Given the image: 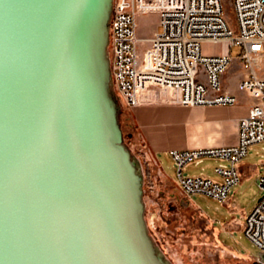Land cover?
Listing matches in <instances>:
<instances>
[{
  "label": "water",
  "instance_id": "95a60500",
  "mask_svg": "<svg viewBox=\"0 0 264 264\" xmlns=\"http://www.w3.org/2000/svg\"><path fill=\"white\" fill-rule=\"evenodd\" d=\"M112 4L0 0V264H162L108 88Z\"/></svg>",
  "mask_w": 264,
  "mask_h": 264
},
{
  "label": "built area",
  "instance_id": "2783aa9c",
  "mask_svg": "<svg viewBox=\"0 0 264 264\" xmlns=\"http://www.w3.org/2000/svg\"><path fill=\"white\" fill-rule=\"evenodd\" d=\"M231 1L235 27L229 23L223 0H113L112 4V78L128 107L233 105L238 99L224 90L221 76L235 60L247 70L238 88L255 102L239 122L237 144L170 153L181 189L190 200L200 194L227 201L232 188L241 182L238 164L250 147L264 144V0ZM145 13L160 17L161 31L150 38H140L137 32V18ZM205 43L236 46L240 52L206 55ZM205 158L223 161L215 168L221 182L184 175L187 165L200 164ZM258 186L263 195L246 217L244 233L264 251V175Z\"/></svg>",
  "mask_w": 264,
  "mask_h": 264
},
{
  "label": "rangeland",
  "instance_id": "374dc122",
  "mask_svg": "<svg viewBox=\"0 0 264 264\" xmlns=\"http://www.w3.org/2000/svg\"><path fill=\"white\" fill-rule=\"evenodd\" d=\"M223 1L229 23L235 27L233 3L231 0ZM158 31H161L158 14L145 13L137 18L140 38H150ZM222 49V43L203 45V53L206 55L217 54ZM239 52V47H232L233 56ZM107 57L110 75L108 88L118 107L122 144L131 155L137 174L141 218L146 237L156 257L162 264H252L251 257L256 258L261 250L245 235L243 220L244 214L250 212L256 205V200L263 195L258 184L246 181L235 186L224 202L200 194L194 195L193 202L207 215L210 222L190 202H185L182 195L173 193V187H164L137 132L130 124H124L120 120L122 102L112 78L109 40ZM262 66L264 69V63ZM251 160L262 167L264 173V144L251 152ZM222 162L220 159L208 158L201 166L190 164L184 169V175L207 176L214 181H222L214 170ZM163 169L171 179L178 180L176 167L170 160H164ZM228 223H231L232 233L225 231ZM214 228L219 231L221 241L227 248L218 241Z\"/></svg>",
  "mask_w": 264,
  "mask_h": 264
},
{
  "label": "crops",
  "instance_id": "0c3cea01",
  "mask_svg": "<svg viewBox=\"0 0 264 264\" xmlns=\"http://www.w3.org/2000/svg\"><path fill=\"white\" fill-rule=\"evenodd\" d=\"M222 44L223 49L217 54L228 52L232 54V48L229 49L226 44ZM246 75L247 70L239 61L235 60L221 76L224 90L235 95L238 99L237 103L233 105L177 106L157 103L131 108L121 101L120 120L124 124H130V127L137 132L148 158L157 169L164 187H173V193L182 195L185 202H190L208 221L207 215L193 202V198L190 200L185 196L179 181L171 179L165 173L163 163L164 160H170L175 165L170 154L171 151L229 147L237 144L239 122L249 115L255 102V99L249 93L238 88V84ZM259 145L250 147L248 155L238 164L241 175L239 184L246 181L258 184L260 176L264 175L262 167L251 160V152L257 150ZM207 159L205 158L200 164L194 165L201 166ZM189 165L185 168H188ZM188 177H192V175L189 174ZM259 200H256L257 203ZM250 212L244 214L243 229L245 219ZM225 231L232 233L231 223L225 226ZM216 233L218 241L226 247L221 241L219 231L216 230ZM236 254L242 255L240 253ZM251 258L254 259V257Z\"/></svg>",
  "mask_w": 264,
  "mask_h": 264
},
{
  "label": "flooded vegetation",
  "instance_id": "af4514ba",
  "mask_svg": "<svg viewBox=\"0 0 264 264\" xmlns=\"http://www.w3.org/2000/svg\"><path fill=\"white\" fill-rule=\"evenodd\" d=\"M256 259H257V258H254V259H253V261H252L253 263H252V264H259V263H256Z\"/></svg>",
  "mask_w": 264,
  "mask_h": 264
},
{
  "label": "trees",
  "instance_id": "16d2710c",
  "mask_svg": "<svg viewBox=\"0 0 264 264\" xmlns=\"http://www.w3.org/2000/svg\"><path fill=\"white\" fill-rule=\"evenodd\" d=\"M109 23H110V21H109ZM109 25V24H108Z\"/></svg>",
  "mask_w": 264,
  "mask_h": 264
}]
</instances>
